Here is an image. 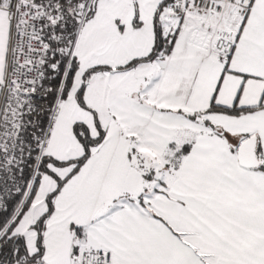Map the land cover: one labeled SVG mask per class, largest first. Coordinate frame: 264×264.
I'll list each match as a JSON object with an SVG mask.
<instances>
[{"label": "snow or ice", "instance_id": "obj_1", "mask_svg": "<svg viewBox=\"0 0 264 264\" xmlns=\"http://www.w3.org/2000/svg\"><path fill=\"white\" fill-rule=\"evenodd\" d=\"M0 264H264V0H0Z\"/></svg>", "mask_w": 264, "mask_h": 264}]
</instances>
